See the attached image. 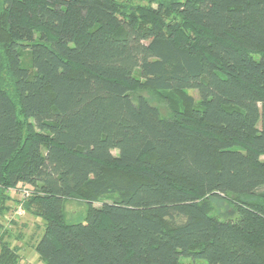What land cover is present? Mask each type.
<instances>
[{"label":"trees","instance_id":"16d2710c","mask_svg":"<svg viewBox=\"0 0 264 264\" xmlns=\"http://www.w3.org/2000/svg\"><path fill=\"white\" fill-rule=\"evenodd\" d=\"M137 89L184 109L164 120ZM262 156L264 0H1L0 195L27 186L44 264H264ZM229 195L260 202L219 221ZM75 196L87 214L66 224Z\"/></svg>","mask_w":264,"mask_h":264},{"label":"rangeland","instance_id":"374dc122","mask_svg":"<svg viewBox=\"0 0 264 264\" xmlns=\"http://www.w3.org/2000/svg\"><path fill=\"white\" fill-rule=\"evenodd\" d=\"M177 0H118L121 9L134 8L139 6L156 7L159 3L165 7L170 2ZM1 11V0H0ZM20 62L23 67L30 69L28 49L21 50ZM136 77H139L137 73ZM2 81L5 88L11 91L10 79L6 72L2 74ZM185 94L193 99L196 107H201V102L195 90H186ZM132 99H145L154 106L164 120L172 119L174 109L183 111L184 106L180 95L171 93H156L150 90L137 89L131 93ZM114 156L117 151H112ZM264 161V156L261 158ZM27 189L25 185H19L16 190L8 192V196L1 193L0 198V253L4 244L11 250H15L18 256L17 264H44L35 252V246L44 233V221L33 214L24 211L21 207L24 200L23 192ZM264 192V187L259 190ZM103 201H112V196L105 197ZM212 206V217L219 221L236 222L240 218L239 208L236 203H257L258 199L253 197H234L229 195L226 198L210 199ZM236 202V203H235ZM95 208L100 207L101 201L92 204ZM88 201L82 196H75L65 201L63 206V218L66 224L83 223L87 214ZM186 264H206L204 261L193 262L191 259H183Z\"/></svg>","mask_w":264,"mask_h":264},{"label":"built area","instance_id":"2783aa9c","mask_svg":"<svg viewBox=\"0 0 264 264\" xmlns=\"http://www.w3.org/2000/svg\"><path fill=\"white\" fill-rule=\"evenodd\" d=\"M14 190H16V189H13V190H9V192L10 191H14ZM29 196V191H27V189L26 190H24V192H23V200L26 198V197H28Z\"/></svg>","mask_w":264,"mask_h":264}]
</instances>
